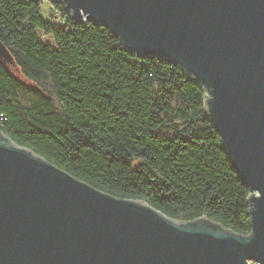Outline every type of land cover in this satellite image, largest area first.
<instances>
[{
	"label": "water",
	"instance_id": "1",
	"mask_svg": "<svg viewBox=\"0 0 264 264\" xmlns=\"http://www.w3.org/2000/svg\"><path fill=\"white\" fill-rule=\"evenodd\" d=\"M53 1L204 86L251 233L115 197L0 132V264H264V0Z\"/></svg>",
	"mask_w": 264,
	"mask_h": 264
},
{
	"label": "trees",
	"instance_id": "2",
	"mask_svg": "<svg viewBox=\"0 0 264 264\" xmlns=\"http://www.w3.org/2000/svg\"><path fill=\"white\" fill-rule=\"evenodd\" d=\"M46 0H0V132L92 186L184 221L251 233V190L206 108L207 90L167 58ZM51 35L55 45L39 40Z\"/></svg>",
	"mask_w": 264,
	"mask_h": 264
},
{
	"label": "rangeland",
	"instance_id": "3",
	"mask_svg": "<svg viewBox=\"0 0 264 264\" xmlns=\"http://www.w3.org/2000/svg\"><path fill=\"white\" fill-rule=\"evenodd\" d=\"M42 10H41V16L44 20H47L53 24L57 23L59 19L56 16H53V13H55L54 8L51 7V4L49 2H42ZM56 14V13H55ZM39 40L44 43H49L55 45V40L51 35H47L46 33H43L41 31L38 32ZM0 60L10 69H12L17 74H20V71L18 67L16 66V63L10 54L9 50L6 48V46L0 42ZM21 75V74H20Z\"/></svg>",
	"mask_w": 264,
	"mask_h": 264
},
{
	"label": "built area",
	"instance_id": "4",
	"mask_svg": "<svg viewBox=\"0 0 264 264\" xmlns=\"http://www.w3.org/2000/svg\"><path fill=\"white\" fill-rule=\"evenodd\" d=\"M47 2H49V3H52V2H57V1H53V0H46ZM58 3H60V4H62L64 7L66 6L65 5V3L64 2H62V1H60V2H58ZM66 8V7H65ZM55 11V10H54ZM71 12V11H70ZM55 13L57 14V12L55 11ZM72 13V12H71ZM73 14V13H72ZM84 19H86V18H84ZM109 27V26H108Z\"/></svg>",
	"mask_w": 264,
	"mask_h": 264
}]
</instances>
